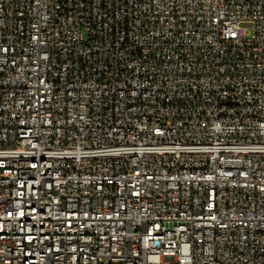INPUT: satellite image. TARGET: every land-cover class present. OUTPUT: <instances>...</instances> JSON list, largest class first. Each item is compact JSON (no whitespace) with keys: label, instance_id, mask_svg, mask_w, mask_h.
Returning a JSON list of instances; mask_svg holds the SVG:
<instances>
[{"label":"built area","instance_id":"built-area-1","mask_svg":"<svg viewBox=\"0 0 264 264\" xmlns=\"http://www.w3.org/2000/svg\"><path fill=\"white\" fill-rule=\"evenodd\" d=\"M0 264H264V0H0Z\"/></svg>","mask_w":264,"mask_h":264}]
</instances>
